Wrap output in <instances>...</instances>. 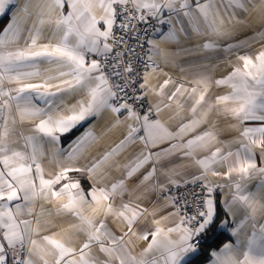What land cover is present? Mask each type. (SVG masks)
Returning <instances> with one entry per match:
<instances>
[{
	"label": "snow or ice",
	"instance_id": "1",
	"mask_svg": "<svg viewBox=\"0 0 264 264\" xmlns=\"http://www.w3.org/2000/svg\"><path fill=\"white\" fill-rule=\"evenodd\" d=\"M4 16L0 264H264V0Z\"/></svg>",
	"mask_w": 264,
	"mask_h": 264
},
{
	"label": "crops",
	"instance_id": "2",
	"mask_svg": "<svg viewBox=\"0 0 264 264\" xmlns=\"http://www.w3.org/2000/svg\"><path fill=\"white\" fill-rule=\"evenodd\" d=\"M11 13H9L8 15H10ZM8 22V17L4 16V17H0V26H3L4 24H6ZM221 71H223L221 69ZM220 73L218 72L217 75H219ZM225 236H227V234H225Z\"/></svg>",
	"mask_w": 264,
	"mask_h": 264
}]
</instances>
